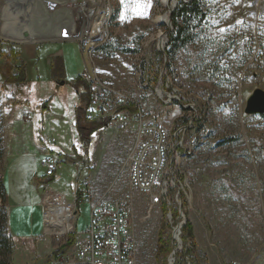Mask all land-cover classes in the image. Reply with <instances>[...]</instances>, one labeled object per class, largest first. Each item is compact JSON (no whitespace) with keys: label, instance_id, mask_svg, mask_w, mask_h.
Returning <instances> with one entry per match:
<instances>
[{"label":"rangeland","instance_id":"1","mask_svg":"<svg viewBox=\"0 0 264 264\" xmlns=\"http://www.w3.org/2000/svg\"><path fill=\"white\" fill-rule=\"evenodd\" d=\"M178 1L103 0V37L93 42L20 44L0 33L2 50L19 52L29 78L26 86L7 84L0 74V128L5 151L0 178L7 162L22 153V166L28 169L30 179L42 176L37 186L41 188L44 221L48 192L68 195L70 187L75 192L86 182V175H90L95 198L109 189L114 198L132 191L128 217L138 264H157L165 204L172 226L165 234L172 236V244L174 228L183 221L190 223L196 242L193 254L181 258L180 264H195V259L199 264H264V119L245 113L253 92L264 91V0H206V19L190 26V43L171 61L165 54L173 30L168 15ZM3 5L1 1L0 13ZM58 51L63 52L66 77L52 80L51 60L60 58L52 55ZM87 66L112 87L139 100L149 117H163L169 130L187 128V158L174 177L177 187L164 199L151 202L148 194L133 191L128 171L122 172L134 127L119 132L106 126L87 145L80 144L73 121L76 107L83 104L78 103L74 84ZM159 86L175 98L170 107L157 96ZM48 100L51 114L41 107ZM89 115L99 119L95 113ZM54 143L66 151L75 144L77 156L87 163L78 169L71 150L72 160L64 159V163L75 167H64L62 180L53 187L49 184L54 179L42 186L45 170L40 151ZM70 203L75 204V224L82 232L89 225L90 205L77 199ZM175 210L179 217L173 221ZM74 220L72 216L71 223ZM47 226L45 221L44 230L42 225L39 237L32 240L20 238L26 235L12 236L11 251L4 257L8 264L48 263L49 256L67 244L69 235L59 228L47 232ZM181 234V243L176 239L173 245V251L178 248L176 253L168 257L170 264L172 259L179 264L176 255L183 251Z\"/></svg>","mask_w":264,"mask_h":264},{"label":"built area","instance_id":"2","mask_svg":"<svg viewBox=\"0 0 264 264\" xmlns=\"http://www.w3.org/2000/svg\"><path fill=\"white\" fill-rule=\"evenodd\" d=\"M82 79L88 86L90 113L106 120L108 128L119 132H128L134 127L133 140L122 167V172L128 171L131 189L148 194L151 202L167 197L169 190L177 187L174 177L187 158L188 150L184 145L187 128L169 130L163 117H149L139 100L106 83L91 67L87 66ZM156 92L166 107L173 104L175 98L166 94L161 86ZM61 163H64L61 158L54 155L43 162L42 186H48L56 177ZM85 163V160H76L74 164L79 169ZM80 188L84 192L83 201L90 205L89 225L84 231H77V212L72 204L71 218L74 216L75 220L66 233L73 236L74 241L52 264H137L136 238L128 217L133 192L114 198L110 197L109 189L95 198L90 191V175H86L83 186L75 189V197ZM51 195L49 191L48 196ZM44 206L47 222L45 202Z\"/></svg>","mask_w":264,"mask_h":264},{"label":"trees","instance_id":"3","mask_svg":"<svg viewBox=\"0 0 264 264\" xmlns=\"http://www.w3.org/2000/svg\"><path fill=\"white\" fill-rule=\"evenodd\" d=\"M206 0H179L177 3V7L171 15V12L168 15V20L171 15V23H172V32L168 35V46L166 48L165 54L168 55V58L173 61L175 56L181 48L185 47L191 41L190 34L188 29L195 22H203L206 19V12L204 10V3ZM51 78H65V64L62 59L54 58L51 60ZM0 74H2V78L4 82L7 84L23 83L22 85H27L29 82L28 78V67L25 62L20 61L19 52L12 51L11 53L4 52L2 50V44L0 43ZM82 86L83 92H81L80 85ZM79 85V86H78ZM5 89V86L2 87ZM75 92L79 96V101L82 105L76 107L75 109V126L77 130V134L79 137V142L82 146H85L89 143L91 137L100 129L106 127V120L104 119H94L89 115V102L90 96L88 91V86L84 82V80L80 77L76 80L74 84ZM42 109L48 111L49 100L41 106ZM264 119V115H262ZM2 136H1V128H0V160L4 158L5 151L2 146ZM77 149L74 148V156L76 160H84L83 157L77 156ZM59 157H64V159L72 160L70 156H67L63 153L59 154ZM84 197V192L80 188L76 193L77 201H82ZM0 199L3 205L0 206V264H8V262L4 259L6 255H8L11 251L12 245V234L9 230V213L7 207V191L3 181V177L0 178ZM164 219L161 226V229L158 234L157 241V250L155 254V259L157 264H169L168 257L172 254L174 246L172 244V236H166L165 232L171 229V225L167 219L168 206L165 204L163 206ZM179 217L178 210L173 211V221L177 220ZM175 225V222L173 226ZM181 240L183 242V251L182 253H178L176 255V262L178 260L179 264L182 262L181 258H187L193 254V251L196 247V242L194 239L192 227L189 222L181 229ZM74 237L69 236L67 244L62 248L56 250L51 256H49V262L45 264H51V261L54 257L60 255V253L66 248L73 244ZM137 245V244H136ZM136 256H137V264H138V253L136 246ZM173 258V257H172ZM174 262H171L173 264ZM176 264V263H175ZM195 264H199L198 259H195Z\"/></svg>","mask_w":264,"mask_h":264},{"label":"bare ground","instance_id":"4","mask_svg":"<svg viewBox=\"0 0 264 264\" xmlns=\"http://www.w3.org/2000/svg\"><path fill=\"white\" fill-rule=\"evenodd\" d=\"M1 1L4 5L0 13V33L13 42L25 44L76 39L93 42L103 37V0ZM44 202L47 207L46 231L50 228H59L62 234L70 231L73 206L66 196L56 193L46 197ZM176 238L179 240V236Z\"/></svg>","mask_w":264,"mask_h":264},{"label":"crops","instance_id":"5","mask_svg":"<svg viewBox=\"0 0 264 264\" xmlns=\"http://www.w3.org/2000/svg\"><path fill=\"white\" fill-rule=\"evenodd\" d=\"M62 55L63 52L58 51L55 53V55L52 56L60 57L63 60ZM84 72L81 75H79L80 78L83 77ZM72 84H74V82ZM78 103H79V98H78ZM52 112H53L52 106L48 107V111H45V113L47 114H51ZM73 123L75 124V120L73 121ZM34 137L36 136L34 135ZM74 147L75 144H73L71 147L72 151L74 150ZM46 148H47L46 151H40V155L43 157L42 162L47 160L52 155L59 157L60 153L70 156V152H71V150L66 151L59 148L58 145H56L55 143L52 144V146L50 147L47 146ZM8 151L9 150H7L6 155L8 154ZM20 155H22V153L14 155L13 159L7 162L8 166L5 167L6 170L5 169L3 170V181L7 191L9 230L13 237L15 236V234H17L18 236L26 235L25 236L26 238L24 237L23 238L20 237V238L22 240H29V239L32 240L34 238H37L38 234L41 231L42 225L44 230L45 221H44V212L41 202L42 200L41 188L39 185L37 186V182L42 176L39 177L36 175V176H32V179H30V177L27 175L28 169H26L25 166H22L23 161ZM59 158H61L62 162L65 161L64 157H59ZM66 166H73V165L72 163L70 164L61 163L56 177L49 184L51 187H53L54 184L56 185L60 180H62L64 167ZM57 193L65 195L66 198L69 197L70 194L71 195L70 200L68 198L67 199L69 200V202L72 203H74L76 199L74 195V191L71 187L68 195L59 191ZM12 218L14 220L13 224H12ZM12 230L14 231V233L12 232Z\"/></svg>","mask_w":264,"mask_h":264},{"label":"water","instance_id":"6","mask_svg":"<svg viewBox=\"0 0 264 264\" xmlns=\"http://www.w3.org/2000/svg\"><path fill=\"white\" fill-rule=\"evenodd\" d=\"M176 7H177V3L175 4V9H176ZM171 24L172 23H171V16H170L169 26H171ZM245 113L247 115H255V114L261 115V116L264 115V91L263 90L257 89L249 97V99L247 100ZM179 210H180V213L182 214V205L181 204H180ZM170 220H171V218H170ZM185 224H186V222L183 221L176 228H174V231H173V245L175 243V240L177 239L176 236H179L181 234V229H182V227ZM178 243H181L180 239L178 240ZM175 252H176V249L172 252V254H174ZM174 261H175V259H174ZM169 264H170V260H169Z\"/></svg>","mask_w":264,"mask_h":264}]
</instances>
